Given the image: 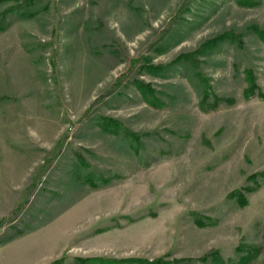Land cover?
I'll list each match as a JSON object with an SVG mask.
<instances>
[{
    "label": "rangeland",
    "instance_id": "rangeland-1",
    "mask_svg": "<svg viewBox=\"0 0 264 264\" xmlns=\"http://www.w3.org/2000/svg\"><path fill=\"white\" fill-rule=\"evenodd\" d=\"M248 1H0V264H233L263 243Z\"/></svg>",
    "mask_w": 264,
    "mask_h": 264
},
{
    "label": "trees",
    "instance_id": "trees-1",
    "mask_svg": "<svg viewBox=\"0 0 264 264\" xmlns=\"http://www.w3.org/2000/svg\"><path fill=\"white\" fill-rule=\"evenodd\" d=\"M0 1H7V0H0ZM248 2H252V0H249ZM247 4H253V3H247ZM254 29L256 32L258 31L260 33V36L262 38H264V33L261 30L257 29V27H255ZM184 55H186L184 58L187 60H190L192 56H194V59H196V53L190 52V53H186ZM153 68L161 69V68H157V67H153ZM251 85H252V87L250 89H248L249 93L246 95V97L250 98V97L254 96L255 94H257L261 99H264V93L263 92L254 91V89L256 88V84L253 81H251ZM218 102H220L219 99L217 100L216 103L218 104ZM151 104L154 106L157 105V103H155V101H151ZM259 174L264 175V171H262ZM257 175L258 174L255 173V175H254L255 178ZM253 189H254V187H246V190H253ZM231 195L237 196V200L239 202H242V203L246 202L245 195L243 192H241V190L233 191L231 193ZM195 221L199 225L206 224L200 216L198 218H196ZM262 250H264V233H263V243L261 245L254 244V245L247 246L246 253L240 255V258L237 261H235L233 264H247L251 260L256 258ZM211 256L213 258L214 264H223V260L221 258V255L217 251H215ZM205 258L207 259V257H205ZM81 259L84 262H87V261H95V262H100V263L110 262L112 264H176L179 261V260H174V261L168 260V259H165L164 257H158L155 259H147V258H143V257H129V258L86 257V258H81ZM54 264H61V263H59V261L56 260L54 262Z\"/></svg>",
    "mask_w": 264,
    "mask_h": 264
}]
</instances>
